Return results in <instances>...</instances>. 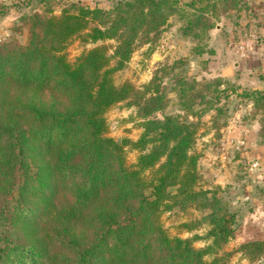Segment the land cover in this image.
Here are the masks:
<instances>
[{
  "label": "trees",
  "instance_id": "16d2710c",
  "mask_svg": "<svg viewBox=\"0 0 264 264\" xmlns=\"http://www.w3.org/2000/svg\"><path fill=\"white\" fill-rule=\"evenodd\" d=\"M243 6L240 0H120L107 9L71 3L58 15L24 17L27 44L0 45V264H230L232 252L224 248L235 237L236 216L201 185L193 151L196 105L218 101L224 81L183 82L178 97L193 118H160L170 103L160 75L141 90L117 85L113 74L142 38L158 39L171 17H179L181 33L202 54L217 20ZM73 38L116 43L112 53L101 43L70 61ZM48 92L66 101L40 97ZM241 95L252 100L264 137V91ZM127 99L143 118L142 132L136 140H116L106 135L105 113ZM128 149L137 152L133 163ZM167 212L193 215V222L180 223L189 229L206 223L210 242L197 247L200 235H171L162 221ZM237 251L257 262L264 239Z\"/></svg>",
  "mask_w": 264,
  "mask_h": 264
},
{
  "label": "rangeland",
  "instance_id": "374dc122",
  "mask_svg": "<svg viewBox=\"0 0 264 264\" xmlns=\"http://www.w3.org/2000/svg\"><path fill=\"white\" fill-rule=\"evenodd\" d=\"M118 1L120 0H0V45L27 44L30 25L24 17L49 11L58 15L63 7L71 3L107 9L115 6ZM241 1H246L247 6H243L241 10L232 9L223 15L229 21L227 26L230 29L235 26L234 21L239 12L249 14L251 10L254 11L259 0H240V3ZM260 3L263 9L264 1L260 0ZM180 26L179 17L173 16L158 39L144 42L142 38L130 61L113 74V79L117 85L130 82L137 89L143 90L157 73L160 75L162 88L168 92L170 103L164 111L156 115L162 118L165 115L182 114L189 119L193 116L188 106L179 100L177 88L183 82L193 81V78L200 80L205 77L224 81L222 88L227 89L220 94L218 101L214 99L208 105H196L200 109V118L197 120L198 133L193 151L199 156L201 185L222 196L236 216L235 237L224 248L232 252L230 264H252L237 249L249 240L264 239V137L259 136L260 128L254 125L250 126V137L243 141L244 131H237L234 126L240 120L253 124V118H259L260 115L252 109L253 102L240 95L243 91L241 86L215 76L219 74L221 62H215L216 58L211 50V36H207L203 44L205 52L197 54L193 50L197 41L181 33ZM250 34L249 29L242 28L234 37L247 40ZM227 37L232 39L229 35ZM101 43L108 44L109 52L112 53L116 41L111 39L91 44L80 38H73L66 48L67 57L70 61H75L83 51ZM13 90L17 93L15 89L8 88L10 93ZM40 97L48 102H53L54 97L66 101L60 94L51 92L43 93ZM105 115L108 122L107 136L116 140H136L140 136V123L143 118L139 116L137 106L128 99L110 107ZM136 157L137 152L128 149V161L133 163ZM255 162H258V166H254ZM195 217H201V213L195 212ZM191 220L194 221L193 215L186 216L175 212H167L162 216V221L171 235L185 238L200 235L202 238L195 239L194 245L204 247L210 242L205 238L208 225L202 223L194 229L193 225L191 229L180 226L182 221Z\"/></svg>",
  "mask_w": 264,
  "mask_h": 264
},
{
  "label": "crops",
  "instance_id": "0c3cea01",
  "mask_svg": "<svg viewBox=\"0 0 264 264\" xmlns=\"http://www.w3.org/2000/svg\"><path fill=\"white\" fill-rule=\"evenodd\" d=\"M263 9L262 3L259 0L256 2L254 11L251 10L249 14H242L240 11L234 21L235 26L231 29L227 26L229 24L227 18L221 16L217 20L216 26L208 34V36H211V50L213 56L216 58L215 62H221L219 74L215 76H220L226 81L236 83L237 86H241L243 91H264ZM243 18H245L244 24L242 23ZM242 28L249 29L251 33V36L246 38L247 40L244 38L236 39L234 37V34L239 33ZM227 35L232 37V39H229ZM247 99L249 98L247 97ZM251 106L254 109L253 105ZM258 117L255 116L253 118V124H250L248 121H242V123L241 120L238 122L236 120L237 124L234 126L235 128L237 127L236 130L244 131L243 141L250 137V132H252L250 126L254 127V125H257V128L261 129L260 116ZM259 136H262L261 133H259ZM252 264H264V258Z\"/></svg>",
  "mask_w": 264,
  "mask_h": 264
},
{
  "label": "built area",
  "instance_id": "2783aa9c",
  "mask_svg": "<svg viewBox=\"0 0 264 264\" xmlns=\"http://www.w3.org/2000/svg\"><path fill=\"white\" fill-rule=\"evenodd\" d=\"M254 166H258V162H255V163H254Z\"/></svg>",
  "mask_w": 264,
  "mask_h": 264
}]
</instances>
